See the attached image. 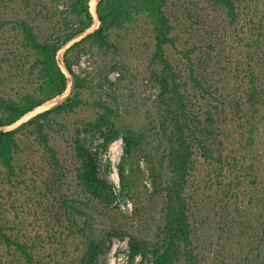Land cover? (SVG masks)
I'll list each match as a JSON object with an SVG mask.
<instances>
[{"label": "rangeland", "instance_id": "1", "mask_svg": "<svg viewBox=\"0 0 264 264\" xmlns=\"http://www.w3.org/2000/svg\"><path fill=\"white\" fill-rule=\"evenodd\" d=\"M172 1L175 42L166 46V56L195 126H207L212 118L220 140L211 147L206 144L213 157L221 154L215 159L194 139L198 129L191 137L193 163L184 192L196 264H255V228L264 235V214L235 215L234 204L249 209L255 204V182L264 189V0H229L220 7L213 0ZM93 15L94 24L85 34L99 25L95 11ZM73 41L57 55L68 77L65 91L2 128L17 131L11 167L0 160V264H76L84 239L73 219L83 226L88 217L96 236L112 226L146 240L163 236L166 196L153 186L151 165L152 157L166 158L169 144L161 135L160 88L147 70L152 44L141 37L109 55L96 47L82 54L73 64L82 83L75 89L62 63ZM72 95L78 101L75 110L50 114L41 121L42 130L28 123ZM103 111L110 125L88 127ZM128 130L139 138L125 163L136 185L133 199L120 194L119 168ZM78 131L98 178L115 193L113 206L118 209L109 213L80 182L84 162L73 140ZM162 161L156 166L167 185L172 170L168 158ZM234 220L243 228L237 227V235L228 230ZM260 252L264 260V246ZM129 255V237L115 236L88 264H127ZM140 260L136 255L135 262Z\"/></svg>", "mask_w": 264, "mask_h": 264}, {"label": "trees", "instance_id": "2", "mask_svg": "<svg viewBox=\"0 0 264 264\" xmlns=\"http://www.w3.org/2000/svg\"><path fill=\"white\" fill-rule=\"evenodd\" d=\"M90 1L0 0V160L7 167H11L17 131L2 128L17 122L26 113L62 94L67 88L68 77L57 58L61 48L74 40L65 49L62 63L73 77L74 88L80 89L82 83L73 64L82 54H90L96 47L103 55H109L118 51L124 43H135L138 38L143 37L145 44L148 42L152 44L150 54L146 56L147 70L160 88L159 110L164 118L161 135L165 136L169 144L166 158L172 170V178L166 185L161 182L163 176L159 170L161 167L156 166L162 164V158L163 160L166 158L161 156L162 158L156 159L151 156L153 186L157 191H164L166 196L167 211L161 233L163 236L159 235L156 240H146L120 226H112L105 235L96 236L90 230L88 217L84 219L83 226L73 219L74 226L79 228L84 239L83 253L76 264H88V261L115 236L129 237L130 255L127 264H147V259L152 264H196L197 254L192 241L193 225L184 188L193 163L191 137L195 135L198 127L185 108L179 82L174 76L176 75L174 67L166 56V46L175 42L173 34L175 26L171 19L174 1L97 0L96 13L99 25L85 34L95 21ZM213 1L219 7L231 3L229 0ZM78 37L80 38L77 39ZM74 95L55 107L37 113L28 120V123H35L42 130L41 121L46 120L50 114L75 110L78 101H75ZM102 109L107 108L102 105ZM109 125V116L105 111L98 119L88 122L91 129ZM202 127L198 129L199 136L194 139L206 149L207 156L221 159V154L213 157L214 154L209 148L211 144L220 141L216 139L219 132L214 120L211 118L208 125ZM127 132L123 137V161L119 168L120 194L132 198L136 185L132 182L130 170L126 168L125 163L129 161L139 144V138L132 131ZM200 137H204L205 140H201ZM73 140L76 155L84 162L79 167L81 184L87 189L88 194L102 202L107 213L118 209V206H113L115 193L98 178L91 153L80 142L79 131L73 136ZM207 143L209 146H206ZM255 179H258L256 173ZM256 183L257 181L255 204L249 209L243 206L241 210L236 201L235 215L243 212L245 216H251L255 212V218H258L256 217L258 214L263 216L264 189L256 186ZM232 197L234 200L238 199V195ZM236 220L232 222L233 225L228 224V230L234 235H237V227L240 229ZM263 237L264 235L255 228L257 243L255 264H264L260 257L261 247L264 246ZM138 254L141 255V260L135 262V256Z\"/></svg>", "mask_w": 264, "mask_h": 264}, {"label": "bare ground", "instance_id": "3", "mask_svg": "<svg viewBox=\"0 0 264 264\" xmlns=\"http://www.w3.org/2000/svg\"><path fill=\"white\" fill-rule=\"evenodd\" d=\"M91 10L94 13V11H95V0H93V2H91Z\"/></svg>", "mask_w": 264, "mask_h": 264}, {"label": "water", "instance_id": "4", "mask_svg": "<svg viewBox=\"0 0 264 264\" xmlns=\"http://www.w3.org/2000/svg\"><path fill=\"white\" fill-rule=\"evenodd\" d=\"M95 15H97V14H96V10H95Z\"/></svg>", "mask_w": 264, "mask_h": 264}]
</instances>
